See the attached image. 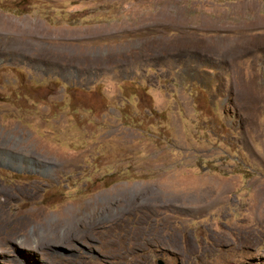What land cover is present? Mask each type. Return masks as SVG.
Wrapping results in <instances>:
<instances>
[{
	"label": "rangeland",
	"instance_id": "374dc122",
	"mask_svg": "<svg viewBox=\"0 0 264 264\" xmlns=\"http://www.w3.org/2000/svg\"><path fill=\"white\" fill-rule=\"evenodd\" d=\"M0 264H264V0H0Z\"/></svg>",
	"mask_w": 264,
	"mask_h": 264
},
{
	"label": "crops",
	"instance_id": "0c3cea01",
	"mask_svg": "<svg viewBox=\"0 0 264 264\" xmlns=\"http://www.w3.org/2000/svg\"><path fill=\"white\" fill-rule=\"evenodd\" d=\"M164 50H165V47H162V48H160V50H159V52L162 54L163 52H164ZM101 56H93L92 58H97V59H99Z\"/></svg>",
	"mask_w": 264,
	"mask_h": 264
}]
</instances>
